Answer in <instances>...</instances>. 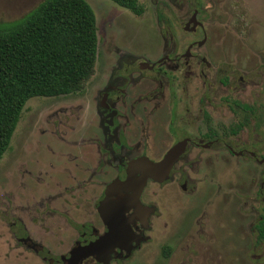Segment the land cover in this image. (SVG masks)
Listing matches in <instances>:
<instances>
[{
	"label": "flooded vegetation",
	"instance_id": "af4514ba",
	"mask_svg": "<svg viewBox=\"0 0 264 264\" xmlns=\"http://www.w3.org/2000/svg\"><path fill=\"white\" fill-rule=\"evenodd\" d=\"M160 1L164 15L157 10L156 21L169 22L171 18L166 17L167 13L181 20L180 30L194 38L184 41L176 37L158 43L157 47H138L140 52L136 51L137 47L117 49V56L108 58V67L95 81L98 87L89 96L91 105H79L75 116L70 113L79 129L74 130L71 125L72 133L58 138L66 148V152L62 150L61 153L72 160L71 167L62 169L67 172L68 182L56 178V186L60 188L35 210V216L41 222L55 218L53 222L57 226L71 227L75 234L72 245L65 254L52 259L48 249L26 238L28 235L21 221H18L19 228L15 222L9 224V235L13 234L18 242L39 254L46 264H51L52 260L65 264V257L72 248L104 233L96 206L107 184L114 178L124 177L128 161L140 156L159 160L180 141H184L183 149L166 178H174L183 191L194 189L200 203H211L214 217L228 220L232 215H239L247 219L245 235L249 242L245 248L258 250L264 256V170L259 167L264 165V91L245 87L256 72L259 76L263 72L256 69L255 62L249 63L239 55L243 51L238 49L243 47L206 40L204 24L208 10L204 0H188L191 3L188 10L187 0ZM155 49L157 56L149 58ZM54 149L52 147V151ZM250 162L256 170L255 180L247 173L242 177L237 175L240 178L236 179L243 164ZM192 168L193 181L187 175ZM108 172L112 177L106 180ZM165 180L156 182L147 178L140 202L149 206L141 200L148 182L160 185ZM92 184L98 187L94 210L100 229L85 218L89 213V200L84 194ZM235 197L241 200L235 202ZM58 199L62 204L57 203ZM70 207L82 208V221L71 216ZM153 211L143 220L135 215L130 223L133 233L145 239L133 243L127 255L123 248L115 245L108 263L127 257L147 239L143 232L149 228ZM133 213V209H128L124 215L128 217ZM217 227L223 231V224ZM198 231L199 236H208L202 222ZM224 243L216 241V254L224 250L221 248ZM89 261L98 264L94 255L79 259L77 264Z\"/></svg>",
	"mask_w": 264,
	"mask_h": 264
},
{
	"label": "rangeland",
	"instance_id": "374dc122",
	"mask_svg": "<svg viewBox=\"0 0 264 264\" xmlns=\"http://www.w3.org/2000/svg\"><path fill=\"white\" fill-rule=\"evenodd\" d=\"M39 1L41 0H0V21H10L22 16ZM85 1L93 11L96 25L97 53L93 75L80 93L34 96L27 99L10 136L8 148L0 157V264H46L39 254L18 242L13 234L9 235L8 228L12 222L18 225V221H21L28 235L26 238L48 249L52 259L65 254L72 245L75 234L71 227L57 226L53 222L55 218H47L41 222L35 216V210L60 188L56 186L57 179L68 182L67 172L62 169L65 166L71 167L72 160L61 153L62 150L66 152V148L58 138L69 136L72 133L69 130L71 125H74V130L79 129V124L73 121L70 113L75 116L79 105H91L89 96L98 87L95 81L99 79L100 72L108 67V58L117 56L119 48L137 47L136 51L140 52L138 47H157L158 43L174 40L176 37H181L184 41L194 38L180 30L181 20L174 19L167 13L166 17L171 18L169 22L156 21L157 10L160 9L164 15V6L160 0H138L143 7L139 15L110 0ZM203 2L208 10L204 24L206 40H220L228 46L243 47L244 49H238L243 54H238L249 63L255 62L256 69L260 68L263 72L262 76L256 72L245 87L260 89L263 93L264 0ZM186 5L188 10L191 3L187 0ZM212 9H215L214 13L211 12ZM155 56L157 49L148 55L149 58ZM62 132L64 134L61 135ZM262 142L264 144V139ZM52 147L55 148L54 151ZM262 153L264 154V150ZM259 167L264 170L263 164ZM254 168L251 162L244 163L239 171L235 170L238 171L235 178L239 179L247 173L251 180H255ZM187 175L193 181L194 169H189ZM237 175L240 177H236ZM105 177L109 180L112 173L108 172ZM93 184L89 192L84 194L89 200V213L85 218L100 229L94 210L98 187ZM141 200L154 208L149 217V228L143 232L147 239L127 257L115 258L107 264H264V256L258 250L245 248L249 242V237L245 235L247 219L245 221L239 215H232L228 220L214 217L211 203H200L194 189L181 190L179 182L174 178L168 177L160 185L148 182ZM239 200L241 198L235 197V202ZM57 203L62 204L59 199ZM70 214L78 221L84 218L81 207H70ZM200 222L205 224L208 236H199ZM221 224L223 231L217 227ZM241 226L242 229H239ZM216 241L218 244L220 241L225 242V246L221 247L224 250L218 254L214 251L217 248ZM51 264L59 263L52 260ZM88 264L94 263L89 261Z\"/></svg>",
	"mask_w": 264,
	"mask_h": 264
},
{
	"label": "trees",
	"instance_id": "16d2710c",
	"mask_svg": "<svg viewBox=\"0 0 264 264\" xmlns=\"http://www.w3.org/2000/svg\"><path fill=\"white\" fill-rule=\"evenodd\" d=\"M110 1L136 15L143 11L138 0ZM96 53L95 17L85 0H41L0 21V157L26 100L82 91Z\"/></svg>",
	"mask_w": 264,
	"mask_h": 264
},
{
	"label": "water",
	"instance_id": "95a60500",
	"mask_svg": "<svg viewBox=\"0 0 264 264\" xmlns=\"http://www.w3.org/2000/svg\"><path fill=\"white\" fill-rule=\"evenodd\" d=\"M183 146L184 141L175 143L156 161L144 156L128 161L124 167V177L111 180L97 203L96 210L105 228L104 233L86 244L72 248L65 257V264H77L79 259L89 255H94L98 264H107L115 245L123 248L127 255L133 243L144 240L134 234L130 227L135 215L143 220L153 211V207L140 202L141 190L147 178L156 182L166 179ZM128 209H133L134 213L126 217L124 214Z\"/></svg>",
	"mask_w": 264,
	"mask_h": 264
}]
</instances>
